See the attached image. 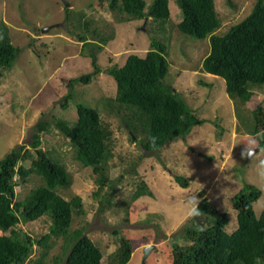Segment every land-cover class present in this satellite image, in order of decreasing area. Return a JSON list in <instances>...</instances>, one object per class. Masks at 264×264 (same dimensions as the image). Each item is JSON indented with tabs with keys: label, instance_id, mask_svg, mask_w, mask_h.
<instances>
[{
	"label": "rangeland",
	"instance_id": "374dc122",
	"mask_svg": "<svg viewBox=\"0 0 264 264\" xmlns=\"http://www.w3.org/2000/svg\"><path fill=\"white\" fill-rule=\"evenodd\" d=\"M145 1L149 5L154 0ZM256 2L232 0L231 4L229 0H216L221 19L216 33L243 20ZM169 5L171 16L162 28L151 17L120 20L125 14L112 9L109 0H0V24H7L12 43L22 49L13 66L0 76V159L19 145L31 147L34 126L40 120H75L79 102L97 108L114 131V156L104 171L114 180L113 192L109 183L97 193L98 174L81 164L72 145L55 126L39 137L40 146L56 155L69 172L71 185L60 188L59 193L67 200L75 195L83 199L85 212L75 215L72 228L84 227L85 233L104 249L102 264H109L121 236L131 240L133 251L128 264H143L149 245L153 248L147 264H171L173 245L184 242L188 224L215 221L212 211L197 210L201 191H205L209 203L228 215V232L238 227L234 196L246 183L262 192L254 203L256 214L259 216L264 209V148L250 156L251 150L259 147L252 121L253 110L259 104L264 106V85L256 88L249 102L232 98L226 92L224 78L202 70L211 49L209 38L194 39L181 32V9L176 0H170ZM47 27L50 30L42 31ZM81 34L95 43L92 47L102 72L89 84H77L73 99L63 108L62 99L69 93L67 79L94 70L90 49L82 47ZM101 37H107L108 42L102 44ZM155 37L168 46L170 69L166 82L207 121L160 150L146 151L102 99L114 97L117 90L108 68L122 66L130 54L145 56ZM99 44L103 45L101 49L97 48ZM201 76L206 84H201ZM23 163L30 165L29 161ZM177 175L187 178L189 186L177 182ZM141 180L154 195L141 196L126 209L125 203ZM39 181L37 175H31L17 186L18 198L23 199ZM104 196L111 202L102 204ZM49 224L43 217L24 223L23 228L41 236L49 230ZM63 243L62 238L56 240L47 262L63 255ZM42 251L40 245H35L26 264L38 260Z\"/></svg>",
	"mask_w": 264,
	"mask_h": 264
},
{
	"label": "trees",
	"instance_id": "16d2710c",
	"mask_svg": "<svg viewBox=\"0 0 264 264\" xmlns=\"http://www.w3.org/2000/svg\"><path fill=\"white\" fill-rule=\"evenodd\" d=\"M181 9L182 19L178 23L181 32L194 39L209 38L211 49L204 58L202 70L225 79L226 92L232 98L249 102L256 88L264 85V0H257L252 11L240 22L231 25L225 32L216 33L221 19L216 0H176ZM170 0H109L110 7L122 15L120 20L148 19L158 21L163 28L170 19ZM232 0H229L231 3ZM232 4V3H231ZM88 26V22L86 23ZM88 27H86L87 29ZM88 30V29H87ZM83 48H89L94 70L75 78L67 79L69 93L62 99L67 108L73 99L77 84H89L102 72L93 41L87 35H79ZM102 44L108 42L101 37ZM97 45L101 49L103 45ZM152 46L145 56L130 54L126 62L108 68V73L117 82L114 97H103V105L119 116L130 131L131 138L137 139L144 150L157 151L169 141L186 137L202 119L188 104L175 87L166 82L170 62L168 46L153 38ZM22 49L14 45L5 22L0 24V76L11 68ZM201 84L206 81L200 78ZM77 118L73 121L55 118L54 122L40 120L34 126L31 147L19 145L5 158L0 159V264H26L33 255L35 245L43 248L35 262L28 264H102L105 251L86 233L85 228H72L75 215L84 214V203L80 195L65 199L60 188H68L71 179L61 160L42 148L40 135L49 133L55 126L75 150L76 158L85 167H91L98 174L97 193L114 180L104 173L114 156V131L97 108L77 103ZM252 124L258 135L259 147L264 148V106L259 104L253 110ZM134 136V137H132ZM29 161L27 167L23 162ZM31 175L39 177L23 199L18 198L16 187L26 183ZM177 182L188 187L190 181L176 176ZM261 190L246 183L234 196L238 227L227 231L229 217L215 208L201 191L202 199L198 211H212L215 221L207 224L190 223L184 228V242L174 244L171 264H264V209L258 216L254 203L261 197ZM154 193L144 181H138L126 209L141 196ZM104 202L111 198L104 196ZM46 217L49 230L41 236L23 228L26 222ZM116 230L115 233H119ZM62 238L63 255L54 256L47 262L50 250L57 239ZM120 246L111 256L109 264H128L132 256L131 240L120 237Z\"/></svg>",
	"mask_w": 264,
	"mask_h": 264
},
{
	"label": "water",
	"instance_id": "95a60500",
	"mask_svg": "<svg viewBox=\"0 0 264 264\" xmlns=\"http://www.w3.org/2000/svg\"><path fill=\"white\" fill-rule=\"evenodd\" d=\"M50 28L51 27H47V28L43 29L42 31H44V32L45 31H48V30H50ZM260 149H261L260 147H257V148L252 149L251 152H250V156L253 155L255 152L259 151ZM152 248H153L152 245H149V246H146L145 247V254H144V258H143V264H147V261L146 260H147V258L149 256Z\"/></svg>",
	"mask_w": 264,
	"mask_h": 264
},
{
	"label": "clouds",
	"instance_id": "9594fccd",
	"mask_svg": "<svg viewBox=\"0 0 264 264\" xmlns=\"http://www.w3.org/2000/svg\"><path fill=\"white\" fill-rule=\"evenodd\" d=\"M262 149V148H261Z\"/></svg>",
	"mask_w": 264,
	"mask_h": 264
}]
</instances>
